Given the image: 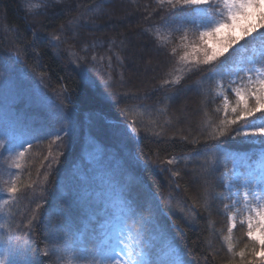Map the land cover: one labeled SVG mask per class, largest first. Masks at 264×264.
<instances>
[{
  "label": "trees",
  "instance_id": "trees-1",
  "mask_svg": "<svg viewBox=\"0 0 264 264\" xmlns=\"http://www.w3.org/2000/svg\"><path fill=\"white\" fill-rule=\"evenodd\" d=\"M42 2L0 0V59L8 60L14 73L22 72L38 82L70 115V129L61 131L45 114L35 113L32 147L18 182L30 187L22 188L15 203L9 199L7 206L19 222L41 205L32 238L37 264H50L45 255L46 249L51 250L50 233L70 235L73 240L89 215L90 206L82 197H92L96 189L89 168L92 150L99 157L92 158L95 173L108 180L103 189H127L145 202L152 195L157 197L159 221L173 236L185 264H227L223 237L228 235L233 208L225 211L224 205H231L225 184L235 156L256 157L259 149L234 136L237 125L218 140L207 139L224 116V96L217 81L227 85L232 78L227 73L234 65L229 62L221 69L226 73L223 77L210 76V66L201 65L178 85L161 87L164 80L182 74L185 63L179 61L181 33L161 29L168 41L161 48L147 31H154L166 15L148 17L144 6L150 5L148 12H153L155 0H62L37 9ZM28 4L39 14L30 15ZM81 14L78 35L60 47L29 45L34 30L45 36L59 32L61 24L67 28V20ZM174 47L176 56L171 55ZM248 47L247 52L236 51L233 59L252 55ZM235 99L229 92L230 106H235ZM172 157L178 163L168 164ZM206 159L209 165L214 161L216 169L207 184L193 171ZM175 172L180 175L174 176ZM206 191H211L212 198L206 197ZM205 199L210 206L205 207ZM5 214V223L11 226ZM246 232V225L237 219L232 232L237 251L248 242Z\"/></svg>",
  "mask_w": 264,
  "mask_h": 264
},
{
  "label": "snow or ice",
  "instance_id": "snow-or-ice-1",
  "mask_svg": "<svg viewBox=\"0 0 264 264\" xmlns=\"http://www.w3.org/2000/svg\"><path fill=\"white\" fill-rule=\"evenodd\" d=\"M61 2L62 0H45L36 7L43 9L48 3ZM155 4L157 7L153 12H148L150 5L144 6L148 17L161 12L166 15L155 26L154 31H147L152 32L161 48H165L168 43L161 36V29L170 34L181 33V44L178 47L183 52L179 61L185 63V67L180 70L182 74L164 80L161 87L178 85L187 74L199 70L201 65L210 66V76L221 77L226 74L221 69L229 65V62L236 66L235 72H231L229 68L227 74L232 78L227 85L217 81L224 96V116L219 125L208 132L207 139L218 140L228 134L232 125H237L233 132L241 143L259 145L257 168L243 179L241 187L235 193L231 191V182L226 185L229 188L227 199L231 200V205H224L225 211L230 212V208H235L237 204L243 206L247 215L242 223L247 225L248 242L236 250L237 245L233 243L232 236L233 229L237 227L235 212H230L228 235L223 240L228 253L227 264H264V0H155ZM26 10L30 15L39 14L38 11H33L30 4L26 5ZM83 19V14L68 19L67 28L61 24L59 32L46 36L34 30L29 45L47 43L60 47L78 35L77 29L82 26ZM67 32H71L72 36L69 37ZM189 33H192L193 38H189ZM248 46L253 51L251 57L233 59L236 51L247 52ZM82 50H86V47ZM171 55H177V48L171 49ZM92 59L95 60L96 57L93 56ZM240 73L244 75L241 76ZM84 79L87 80V77L84 76ZM229 92L236 98L235 106L229 105ZM257 113L260 115L257 116ZM12 127V131L6 130L0 138V157L11 162V169L19 171H9L7 187L0 191L7 193L15 203L21 189L30 187L18 186V182L20 171L24 169L26 153L32 143L25 139V133L16 131L15 125ZM132 131L136 132L134 126ZM56 139L60 137L57 136ZM193 142L198 143L197 140ZM167 163L174 164L178 161L176 157H172ZM214 170L215 162L209 165L206 159L200 169L193 171L207 184V178ZM173 175L179 176L180 173L175 172ZM241 194L242 199L232 200L233 195L239 197ZM205 195L212 198L211 191H206ZM9 199L0 202V216L7 211L12 220L11 226L0 223V264H37L32 238L41 205L37 204L30 216H21L20 221L16 222V213H12L7 207ZM82 199L91 207L87 221V246L80 248L78 254L70 235L50 233L47 244L51 246V250L45 251V255L50 257V264H182L174 249L167 259L162 258L146 239V226L153 223V213L159 211L155 204L141 201L127 189H122L119 193L118 212L113 211L111 204L101 202L100 194H97L95 202L90 195ZM204 203L205 207L210 206L208 199ZM95 204H99V207L94 206ZM145 211L148 212L147 216L144 215Z\"/></svg>",
  "mask_w": 264,
  "mask_h": 264
},
{
  "label": "rangeland",
  "instance_id": "rangeland-1",
  "mask_svg": "<svg viewBox=\"0 0 264 264\" xmlns=\"http://www.w3.org/2000/svg\"><path fill=\"white\" fill-rule=\"evenodd\" d=\"M252 55L248 57H251ZM1 62L5 63L0 65V138L3 137L6 130L12 131V125H15V130L25 133V139L30 140L34 132L32 120L36 119L35 113L42 115L45 114L48 120L60 125L59 128L61 131H67L70 129V125H68L70 121L69 109L66 108V106L56 102L53 97L48 96L47 93L41 89L38 82L30 80L28 76L25 77L24 73H14L11 71L14 67L8 63V60L5 58L0 59V63ZM235 67V65L230 67L231 72H235ZM4 155L6 156L7 153ZM97 155L98 153L95 150H92L89 156L95 159L99 158ZM92 158L89 168L92 170V179L95 182L94 185L96 188L94 189V194H92L93 201L95 202L97 194H100V201L104 204H111L113 211L118 212L120 206L118 196L121 190L113 188L110 192L108 189H103L107 187L108 180L103 177L104 175L101 176L98 175L97 172L95 173L94 161H92ZM10 163V161H6L3 157H0V190L7 187L6 182L10 179L9 171L11 170L13 172L15 170L10 168ZM257 166L258 155L253 157L250 153L237 154L230 169V177L226 181L225 185L231 182V191L235 193L237 189L241 187L243 179L246 178L250 172L254 171ZM233 168H235V171H233ZM93 180H91V183ZM112 184L113 179H110L108 187L110 188ZM232 197L233 200L242 199V194L239 197L236 195H233ZM5 199H9L8 194L0 191V202ZM138 199L141 200V198ZM148 200L150 203L155 205L159 201L154 195H152ZM94 206L99 207V204H95ZM87 212L89 215L91 214V207H89ZM231 212H235L237 214L236 221L238 219L241 222L247 215L241 204H237ZM89 215L84 219L80 225L81 228L73 239L74 247L78 254L80 248L87 246V221ZM144 215L147 216L148 212L145 211ZM5 216V213L0 216V223H5ZM160 217L161 213L159 211L153 213V223L146 226L148 229L145 233L146 239L154 246L155 250L159 252L162 258L167 259L168 254L172 249H174L179 260L182 261V264H185L184 257L179 250V246L175 244L173 236L165 231L162 223L160 222ZM113 223H115V220H113ZM129 223H131V221H129ZM244 224L246 225V223Z\"/></svg>",
  "mask_w": 264,
  "mask_h": 264
}]
</instances>
